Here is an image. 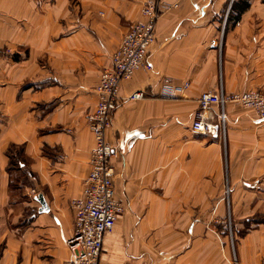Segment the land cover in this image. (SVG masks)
Here are the masks:
<instances>
[{
    "label": "crops",
    "instance_id": "0c3cea01",
    "mask_svg": "<svg viewBox=\"0 0 264 264\" xmlns=\"http://www.w3.org/2000/svg\"><path fill=\"white\" fill-rule=\"evenodd\" d=\"M145 1L0 0V264H72L70 200L82 194L94 146L85 115L122 35L144 20ZM231 1L158 0L152 68L121 81L106 129L124 210L96 264H264V222L234 247L206 226L264 213V121L215 104L213 133L190 128L201 92L264 88V2L249 0L225 25ZM183 81L187 89L174 92ZM135 92L142 97L130 99ZM10 144L24 146L32 172L16 202Z\"/></svg>",
    "mask_w": 264,
    "mask_h": 264
},
{
    "label": "built area",
    "instance_id": "2783aa9c",
    "mask_svg": "<svg viewBox=\"0 0 264 264\" xmlns=\"http://www.w3.org/2000/svg\"><path fill=\"white\" fill-rule=\"evenodd\" d=\"M168 7L166 5L164 9ZM161 13L158 0H146L141 6L144 20L130 25L111 54L110 66H105L100 71L95 88V105L85 115L86 125L94 139L89 171L83 179L81 196L70 200L74 221L66 246L71 253L72 264H96L104 233L113 228L118 215L124 210L122 203L115 197L111 166L115 151L106 139V129L119 101L121 81L131 78L139 69L152 68L147 54L155 41V26ZM210 43L214 44V40H210ZM188 85L187 81H183L174 86L173 91L181 93ZM140 97L141 92L129 96L130 99ZM196 102L197 108L190 120V128L195 132L215 131L217 120L210 110L215 104H236L251 110L257 119L264 121V88L224 94L204 91L197 96ZM218 117V122L222 123L223 113L220 112Z\"/></svg>",
    "mask_w": 264,
    "mask_h": 264
},
{
    "label": "trees",
    "instance_id": "16d2710c",
    "mask_svg": "<svg viewBox=\"0 0 264 264\" xmlns=\"http://www.w3.org/2000/svg\"><path fill=\"white\" fill-rule=\"evenodd\" d=\"M248 1L249 0H232L227 10L224 24L226 25L228 23H234L235 21H237L239 14L248 7V4H249ZM261 1L264 2V0H261ZM43 152L46 154L49 153V148L44 146ZM5 153L8 158L6 170L8 171V173H10V178L8 181L9 200L11 202L24 200L26 198V196L23 194V187L25 185V179H28L29 175H31L32 173L29 171V160L24 151V146L18 145V144H10ZM13 170H21L23 174L21 175V177L19 176L20 178H18V176H13L11 174ZM30 214H33V211H31ZM253 216L259 217L256 220L255 218H253V223L255 224V226L257 224L264 222V214L255 213L253 214ZM250 217H245L243 219V222H248L249 220H252V218ZM22 222L23 221L20 222V225L22 224ZM247 231L248 230L245 229L239 232L238 234L241 237Z\"/></svg>",
    "mask_w": 264,
    "mask_h": 264
},
{
    "label": "rangeland",
    "instance_id": "374dc122",
    "mask_svg": "<svg viewBox=\"0 0 264 264\" xmlns=\"http://www.w3.org/2000/svg\"><path fill=\"white\" fill-rule=\"evenodd\" d=\"M21 175L19 176L21 177ZM19 176L18 178H20ZM25 183L28 184L29 182H27V180L25 179ZM260 214H264V213L260 212ZM250 216H247V217L252 218V220H249L248 222H243L244 218L238 219L236 221H232L231 219L229 220V219L224 218L223 221L218 220L214 222L213 220H211L207 223L206 226L210 228L211 230H213L215 233H219V234L222 233L223 235H226L227 236L226 241L228 239H231L228 242L230 243L231 241V245L232 247H234L235 239L240 237L238 234L239 232L245 229L248 231L251 229H254L255 224L253 223V218H255L256 220L259 217L258 216L255 217L253 215H250ZM231 245H229L230 249H232ZM231 264H235V262L234 263L231 262Z\"/></svg>",
    "mask_w": 264,
    "mask_h": 264
},
{
    "label": "water",
    "instance_id": "95a60500",
    "mask_svg": "<svg viewBox=\"0 0 264 264\" xmlns=\"http://www.w3.org/2000/svg\"><path fill=\"white\" fill-rule=\"evenodd\" d=\"M35 200H37L40 204V206L38 208L39 212H45L48 210L47 203H46V201H45V199L41 193H39L35 196Z\"/></svg>",
    "mask_w": 264,
    "mask_h": 264
}]
</instances>
